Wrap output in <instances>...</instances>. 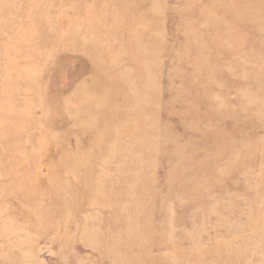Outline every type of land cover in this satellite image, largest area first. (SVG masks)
Masks as SVG:
<instances>
[{"label": "rangeland", "instance_id": "374dc122", "mask_svg": "<svg viewBox=\"0 0 264 264\" xmlns=\"http://www.w3.org/2000/svg\"><path fill=\"white\" fill-rule=\"evenodd\" d=\"M0 264H264V0H0Z\"/></svg>", "mask_w": 264, "mask_h": 264}]
</instances>
